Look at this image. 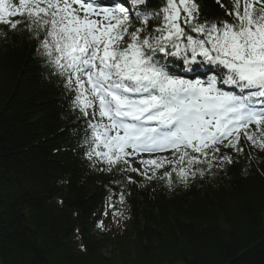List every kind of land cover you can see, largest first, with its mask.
<instances>
[{
  "label": "snow or ice",
  "instance_id": "obj_1",
  "mask_svg": "<svg viewBox=\"0 0 264 264\" xmlns=\"http://www.w3.org/2000/svg\"><path fill=\"white\" fill-rule=\"evenodd\" d=\"M216 3L210 19L198 0H0V25L27 33L83 118L90 166L121 174L114 217L129 172L172 191L264 153V0Z\"/></svg>",
  "mask_w": 264,
  "mask_h": 264
},
{
  "label": "trees",
  "instance_id": "obj_2",
  "mask_svg": "<svg viewBox=\"0 0 264 264\" xmlns=\"http://www.w3.org/2000/svg\"><path fill=\"white\" fill-rule=\"evenodd\" d=\"M82 119L27 33L0 35V264H264V153L172 191L129 172L125 218L105 224L122 177L90 166Z\"/></svg>",
  "mask_w": 264,
  "mask_h": 264
},
{
  "label": "rangeland",
  "instance_id": "obj_3",
  "mask_svg": "<svg viewBox=\"0 0 264 264\" xmlns=\"http://www.w3.org/2000/svg\"><path fill=\"white\" fill-rule=\"evenodd\" d=\"M112 217H113V216H112ZM112 220H113V221H117V219H116V218H114V217L112 218ZM177 264H178V263H177Z\"/></svg>",
  "mask_w": 264,
  "mask_h": 264
}]
</instances>
